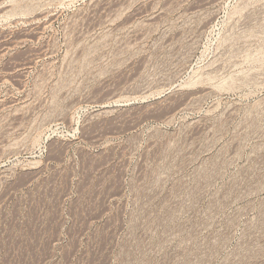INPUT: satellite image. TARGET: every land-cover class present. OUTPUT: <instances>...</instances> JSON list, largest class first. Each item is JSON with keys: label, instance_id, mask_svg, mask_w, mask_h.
I'll use <instances>...</instances> for the list:
<instances>
[{"label": "rangeland", "instance_id": "rangeland-1", "mask_svg": "<svg viewBox=\"0 0 264 264\" xmlns=\"http://www.w3.org/2000/svg\"><path fill=\"white\" fill-rule=\"evenodd\" d=\"M0 264H264V0H0Z\"/></svg>", "mask_w": 264, "mask_h": 264}]
</instances>
